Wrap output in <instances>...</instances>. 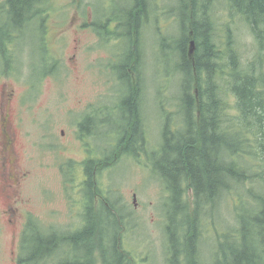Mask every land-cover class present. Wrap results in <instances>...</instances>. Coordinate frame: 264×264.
<instances>
[{"label":"rangeland","instance_id":"rangeland-1","mask_svg":"<svg viewBox=\"0 0 264 264\" xmlns=\"http://www.w3.org/2000/svg\"><path fill=\"white\" fill-rule=\"evenodd\" d=\"M149 2L155 12L141 31L144 41L140 47L144 55L136 71L143 81L141 106L145 110L148 149L155 151L157 148L153 145L160 147L163 139L164 113L173 111L172 97L184 95L180 80H174L181 56L173 52L182 34L176 15L169 13L178 8L176 0ZM129 5L130 0H45L41 5L45 22L40 15L34 16L16 28L17 33L13 31L12 37L1 34L0 119L9 114L19 139L16 144L19 166L11 169H17L16 173L21 172L22 176L28 172L14 197L20 198L22 213L26 216L31 213L24 236L34 238L39 229L48 238L57 232L71 234L82 226L85 221L82 215L88 207L85 199L88 187L84 190L83 184L86 174L85 169L72 167L76 163L83 166L94 149L99 158H105L101 161L96 158L94 162L98 163L95 168L100 174L93 177L92 185L96 191L99 186L103 189L95 194V208L102 205L111 208L113 195H117V203L124 208H120L121 212L126 211L124 223L130 231L125 232L122 246L129 252L132 264H167V216L175 211V203L169 201L161 176L147 166V156L144 155V162L132 155L122 156L123 152L112 145L123 139L119 128L128 122V113L119 106L126 89L119 79L123 75L120 67L128 56L129 40H115L118 22L107 26V32L112 34L107 39L101 38L94 26V21L101 20L96 13L103 14L106 10L112 14ZM0 7L7 8V0H0ZM210 9L216 19L218 38L228 29L235 39L241 64L244 67L251 64L258 53L263 52L251 26L229 11V0H213ZM0 23L8 25L6 15L0 17ZM163 38L170 47L163 45ZM194 53L196 55V49ZM114 64L119 68L117 73ZM157 97L159 101H167L164 103L166 112L159 107ZM224 100L227 110L222 117L228 114V127L243 130L245 137L249 134L244 149L253 145L250 149L258 150L255 130L240 127L244 123L235 96L226 91ZM91 109L96 114L106 110L94 119L98 136L81 140V124ZM232 140L236 147L237 136H232ZM241 159L248 171L264 172L260 150L251 154L245 152ZM262 176L264 178V174ZM183 188L185 206L181 210L186 209V214L175 219L182 249L188 234L181 230L182 220L195 210L193 190L188 182H183ZM237 196V190L233 189L223 195L220 205L207 206L204 210L209 216L201 218L205 226L199 229L200 262L211 264L216 259L214 254L220 252L217 235L223 236L225 230L236 228ZM3 206L0 194V209ZM6 217L0 214V264H14V258L27 259L31 248L22 250V225L14 232ZM212 224L218 233L210 228ZM65 250L69 248L61 246L55 258ZM94 259L93 264H102L99 253Z\"/></svg>","mask_w":264,"mask_h":264},{"label":"trees","instance_id":"trees-1","mask_svg":"<svg viewBox=\"0 0 264 264\" xmlns=\"http://www.w3.org/2000/svg\"><path fill=\"white\" fill-rule=\"evenodd\" d=\"M44 1L7 0V8L0 7V16L6 15L8 25L0 23V35L7 29L6 35L12 37L16 28L34 16L40 15L42 22H45L46 15L41 10ZM176 1L178 8L169 13L176 15L182 35L175 49L173 47V52L181 56L174 80H180L184 95L172 97L170 103L173 111L164 113L163 139L160 147L153 145L157 148L155 151L148 149L145 110L141 106L144 100L143 81L136 71L144 55L140 47L144 41L141 31L155 9L149 0H130V5L118 12L109 14L105 10L103 14L96 13L101 20L94 21V26L101 38L107 39L112 35L107 32V26L118 22L119 32H115V40H129L128 56L120 67L123 75L119 79L126 86L119 106L128 113V122L119 128L124 137L117 142L116 149L143 162L144 155L147 156L150 161H145L147 166L161 176L169 193V201L175 203V211L167 216V264H204L198 256L200 228L205 226L201 218L203 215L209 216L204 210L207 206L220 205L224 200L223 195L233 189L238 193L234 216L236 228L225 230L223 236L217 235L221 242L217 245L220 252L214 254L216 259L211 264H264V172L248 171L241 159L245 152L251 154L260 150L264 169V0H229V11L248 22L263 49L245 67L241 64L235 39L228 29L223 37L217 36L216 19L210 9L213 0ZM190 41L196 45L194 59L189 58ZM161 42L169 46L164 38ZM43 61L46 62L45 59ZM113 68L115 73L119 71L115 64ZM226 91L236 98V107L244 123L240 127L246 130L253 128L255 134L259 135L256 138L258 150L250 149L253 145H249L248 150L244 149L249 134H245V137L243 130L228 127V114L222 117L227 110L224 100ZM177 100L179 102H175ZM166 102L159 101L157 97L163 112H166ZM81 129V136L84 133H97L98 125L93 118L85 117ZM232 136L238 138L236 147ZM84 165L93 167L94 159H87ZM85 171L87 180L83 184L84 190L88 187V194L87 198L86 195L84 197L88 207L83 215L84 224L71 234L57 232L47 238L38 229L34 238L24 236L22 250L31 249L27 259L23 257L22 261H35L36 264H43V260L53 264H93L96 253H99L102 264H132L129 252L122 246L124 234L129 231L124 223L126 211L121 212L120 208L123 207L117 203V195H113L111 208L102 205L96 209L95 194L103 192V189L99 186L96 191L92 185L93 170ZM254 178L258 180L254 181ZM183 182H188L193 190L195 206V210L182 220L181 230L188 232L184 249L179 244L175 224L178 215L186 214V209L184 212L181 210L185 206ZM210 228L217 232L215 224ZM181 240L183 243L184 239ZM61 246L69 250L55 258Z\"/></svg>","mask_w":264,"mask_h":264},{"label":"flooded vegetation","instance_id":"flooded-vegetation-1","mask_svg":"<svg viewBox=\"0 0 264 264\" xmlns=\"http://www.w3.org/2000/svg\"><path fill=\"white\" fill-rule=\"evenodd\" d=\"M2 15H4V14H2ZM6 32H8L7 29L3 32V34L6 35ZM45 40H46V37H45ZM190 42H192V41H190ZM194 57H195V53L192 55L189 53L190 59L191 58L194 59ZM13 72H15L14 67H13ZM93 107L94 106H92L91 108H93ZM105 110L106 109H102L101 112H98L96 114L94 109H91V111L88 112L85 115V117L96 119V117H98L99 115H103ZM103 120L104 119H102V121ZM94 121H96V120H94ZM0 122H1V127H0V164H1L0 165V194H1V197H2L3 202H4L3 209H0V214L7 216L6 221L13 228L14 232H16L18 230V228H20L19 226L22 225L21 237H23L26 234V227H27L28 222L30 221L29 215L31 213H29L27 216L24 213H22L23 210L20 207V203H21L20 198L14 199V197L18 194L16 189L21 186V184L24 180L23 176H25L28 172H25L22 176V175H19L21 172L19 174L16 173L17 169L16 170L11 169L12 166H15V167L19 166V159L17 158L18 153H17V148H16V144L18 143L19 139H18L17 131L14 128L13 119H11L9 114L7 115L6 118L5 117L1 118ZM81 134H83V133H81V132L79 133V138L81 140L88 139L89 137L94 138V137L98 136L97 133H91V134H85L84 133V135H82V136H81ZM112 145H115L114 147L116 148L117 143L114 141L112 143ZM124 147H126V145H124ZM93 150L94 149H92L90 151L91 155H89L87 159L93 158L94 162H95L96 158L100 159V161H101V159H105L104 157L99 158V153L96 155ZM96 150H98V149H96ZM122 156H124V155H122ZM107 161H109V160H107ZM9 165H11V166H9ZM76 165H78V166L76 167ZM95 166H96V163H94L93 167H86L84 165V163H83V166H79V163H76L73 165L72 169H80V168L92 169L93 173H94V177H95L96 175L100 174V172L96 171L97 169L95 168ZM106 166L103 169H106ZM97 167H100V166H97ZM85 174H86V171H85ZM86 180H87V176L85 178V181ZM101 181H100V183H101ZM12 200H13V202H12ZM100 205H102V204H100ZM23 217H25L24 220H23ZM83 224H84V221H83ZM62 254H63V252L61 253V255ZM13 262H14V264H26L27 263L26 261H22L21 258H19V259L14 258ZM43 264H49V262L43 260ZM88 264H90V263H88Z\"/></svg>","mask_w":264,"mask_h":264},{"label":"water","instance_id":"water-1","mask_svg":"<svg viewBox=\"0 0 264 264\" xmlns=\"http://www.w3.org/2000/svg\"><path fill=\"white\" fill-rule=\"evenodd\" d=\"M195 49H196L195 42L192 41L191 44H190V51H189V53H190L191 55L194 54Z\"/></svg>","mask_w":264,"mask_h":264}]
</instances>
